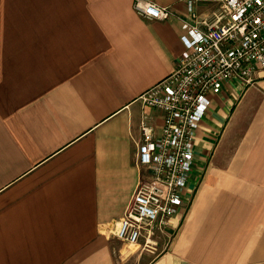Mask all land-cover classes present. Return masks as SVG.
<instances>
[{"label": "crops", "instance_id": "obj_1", "mask_svg": "<svg viewBox=\"0 0 264 264\" xmlns=\"http://www.w3.org/2000/svg\"><path fill=\"white\" fill-rule=\"evenodd\" d=\"M146 1L170 18L145 20L133 0H0V264H116L110 223L138 182L142 113L161 124L140 96L221 12ZM254 80L211 97L189 208L145 264H264V72Z\"/></svg>", "mask_w": 264, "mask_h": 264}, {"label": "built area", "instance_id": "obj_2", "mask_svg": "<svg viewBox=\"0 0 264 264\" xmlns=\"http://www.w3.org/2000/svg\"><path fill=\"white\" fill-rule=\"evenodd\" d=\"M219 2L211 23L197 21L180 38L172 73L140 96L144 107L160 113L161 124L156 131L142 113L138 182L124 216L110 223V235L128 248L143 243L152 250L173 218L187 212L198 182L194 136L211 97L226 81L249 87L264 72V0ZM133 9L145 20L170 18L168 8L146 0H133Z\"/></svg>", "mask_w": 264, "mask_h": 264}, {"label": "rangeland", "instance_id": "obj_3", "mask_svg": "<svg viewBox=\"0 0 264 264\" xmlns=\"http://www.w3.org/2000/svg\"><path fill=\"white\" fill-rule=\"evenodd\" d=\"M167 234H168V231H167ZM163 238L164 237L156 238L155 240L156 244L153 245V247L157 246L156 251H152L151 249L145 248L143 243H140L139 246L128 248L122 242L116 239H111L112 242H114L112 245L113 246L112 253L116 261V264H145L147 263L153 256L167 249L165 245L166 242H163L164 244L162 248L159 247L160 242H161L160 240Z\"/></svg>", "mask_w": 264, "mask_h": 264}]
</instances>
